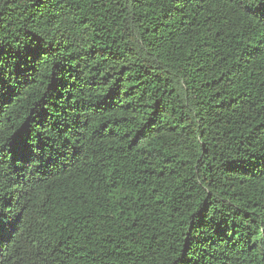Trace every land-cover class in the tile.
I'll return each instance as SVG.
<instances>
[{
  "label": "trees",
  "instance_id": "obj_1",
  "mask_svg": "<svg viewBox=\"0 0 264 264\" xmlns=\"http://www.w3.org/2000/svg\"><path fill=\"white\" fill-rule=\"evenodd\" d=\"M0 264H264V0H0Z\"/></svg>",
  "mask_w": 264,
  "mask_h": 264
}]
</instances>
